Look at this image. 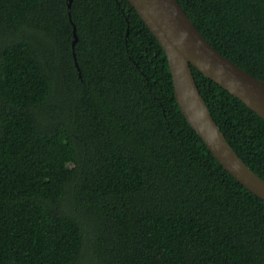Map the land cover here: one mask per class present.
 <instances>
[{
  "label": "trees",
  "instance_id": "obj_1",
  "mask_svg": "<svg viewBox=\"0 0 264 264\" xmlns=\"http://www.w3.org/2000/svg\"><path fill=\"white\" fill-rule=\"evenodd\" d=\"M178 1L264 81V0ZM192 70L264 180V120ZM0 264H264V201L188 124L128 0H0Z\"/></svg>",
  "mask_w": 264,
  "mask_h": 264
},
{
  "label": "water",
  "instance_id": "obj_2",
  "mask_svg": "<svg viewBox=\"0 0 264 264\" xmlns=\"http://www.w3.org/2000/svg\"><path fill=\"white\" fill-rule=\"evenodd\" d=\"M128 2L165 52L175 98L188 124L223 168L247 191L264 201V180L243 162L222 134L201 95L192 68L263 120L264 81L256 79L218 52L199 32L178 0ZM73 33L74 48L78 42L76 28Z\"/></svg>",
  "mask_w": 264,
  "mask_h": 264
}]
</instances>
